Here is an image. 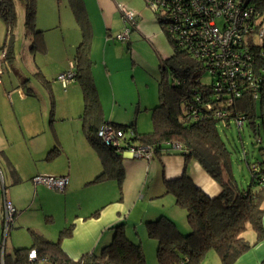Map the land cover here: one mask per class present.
<instances>
[{
  "label": "trees",
  "instance_id": "16d2710c",
  "mask_svg": "<svg viewBox=\"0 0 264 264\" xmlns=\"http://www.w3.org/2000/svg\"><path fill=\"white\" fill-rule=\"evenodd\" d=\"M22 1L27 31L34 36H41L35 24L36 0ZM68 4L81 35L71 63L74 79L83 97L80 114L82 131L101 159V171L94 180L114 178L121 184L124 179L120 151L114 146L105 145L97 135L98 129L105 123L123 131L131 130L132 135L124 139L125 146H148L152 149V158L166 154L182 156L184 164L181 174L173 178L163 177V184L164 192L171 193L175 204L185 210L189 228L181 230L174 220L163 213L145 220L148 237L156 241L157 263L199 264L205 253L213 249L221 264H234L252 246L242 236L247 224L255 231L257 241L264 238V180H261L264 175V159L260 163L248 165L250 181L245 187L239 185L230 169V151L218 127L226 128L231 123L236 126L235 121L242 119V125L236 127L242 129L247 125L252 129L253 136L257 135L259 125L255 119L259 117L264 125V82L256 89L257 98L252 97L253 87L247 86L241 96L233 97L228 103L227 95H217L214 85L217 80L207 71L205 62L194 57L187 47L195 45L196 38L190 30L201 24L202 20L195 16L192 21L170 18L167 22V15L154 9L174 51L161 60L158 100L149 109L152 127L146 132H138L134 121L129 124L106 121L91 73V29L85 5L83 0H68ZM163 7V10L168 8L167 5ZM0 18L8 35H11L16 24L14 0H0ZM167 24L173 25L172 31L168 30L167 26L170 25ZM10 46L11 43L7 45L8 58L11 54ZM31 48L39 50L40 47L33 45ZM253 49L255 47L251 46L255 53ZM258 62L264 65V55ZM202 70L210 74V83L201 82L197 78L198 72ZM259 98L263 110L260 116L256 111V100ZM57 150L53 146L48 157H53ZM191 160L196 161L219 186L217 195L207 194L187 174V164ZM69 230V227L63 228L60 237L68 236ZM113 231L109 244L96 252L83 254L76 261L68 258L61 249L60 238L49 240L32 232L30 245L16 247L12 252H8L0 240V264H146L141 244L126 236L125 223L116 224ZM31 249L36 250L37 257L29 261L28 253ZM259 264H264V259Z\"/></svg>",
  "mask_w": 264,
  "mask_h": 264
},
{
  "label": "rangeland",
  "instance_id": "374dc122",
  "mask_svg": "<svg viewBox=\"0 0 264 264\" xmlns=\"http://www.w3.org/2000/svg\"><path fill=\"white\" fill-rule=\"evenodd\" d=\"M14 4L16 10V24L11 35H8V30L0 18V52L3 46L7 47L10 43V48L12 46L20 48L23 47L22 45L24 44V33L27 32V28L25 27L24 2L22 0H14ZM84 4L91 29L90 60L92 61L91 68L96 73V79L94 76L93 79L101 107L103 106L105 110L106 120L108 119L122 124H129L135 121L139 132L150 130L152 125L150 110L148 108L153 107L158 100V78L160 77L159 67L161 60L172 55L174 51L172 43L166 36L163 24L158 20L157 15L145 0H84ZM118 4L132 11L137 23L136 29L129 32V39L125 41L116 38V35L122 32L127 26V22L123 20L118 10ZM36 16L37 5L35 20ZM53 19V25H47L48 27L46 28H41L36 25V29L41 31V36L36 34L34 36V34L31 33L33 38L31 39L30 47H33V45L36 47L43 45L46 49V53L45 51H37L36 53L35 59L38 69H34V73L32 74L28 73L26 54H22L20 57L16 56V59H14L15 62L11 64L12 68L15 67V69H18L19 67V71H22L26 76L25 78L30 79L28 81V88L39 98L41 96L43 97V95L48 97V94L52 91L48 83H52L53 78H55L58 73L55 72V68L59 65H64V63L68 65V61L72 60L74 47L79 43L81 38L80 29L69 7L68 0H56ZM106 32L110 34L107 36L109 39L108 41L105 40ZM9 40L12 42H9ZM104 60L108 66L107 68L110 75L106 73ZM16 62L19 66L16 65ZM50 63L51 65H49ZM37 70H41L42 73L37 72ZM4 74L8 75L12 80L14 79L11 70L8 72L5 71ZM197 78L204 83H210L212 81L210 74L204 70L198 72ZM2 79L4 78L2 77ZM0 85L2 84L0 83ZM1 87L2 86H0V124L4 122L6 129H8L9 121H13V113L10 106L8 108L6 105H3L4 102L1 97L3 92ZM55 90L59 91L60 94L64 93L61 87L56 84ZM32 101H23L21 103L22 108L23 110H27L26 112L29 113L32 121H41L40 115L37 112L39 108H36L35 104V101H37L36 97ZM77 104L80 109V106H82L80 100L74 104V106ZM58 106L60 111H65V106L63 104L58 103ZM256 111L259 116L263 111L260 106V98L256 100ZM4 114H8L6 118ZM48 121L49 117L47 118V123ZM255 122L259 125V131L258 134H254V136L252 129L247 125H244L242 129L237 128L234 123H231L226 128L218 127L225 146L230 151V169L233 177L239 185L244 187L250 181V169L248 165L254 162L260 163L264 159V125L261 123L262 121L259 117L255 119ZM59 123H63L60 125H67L65 124L67 122ZM2 131L3 128L0 125V134H2ZM51 134L50 131H45L40 133L39 136L45 137L49 135L51 137ZM14 148L17 150V146ZM17 153H19L18 150ZM14 155L15 154H13V157ZM15 160L17 159L15 158ZM148 164L152 165L148 168L149 174L145 180V184L150 186L148 194H156L155 192L164 193L162 172L157 157L149 160ZM153 164L155 166H153ZM134 168L136 167L131 168V170L126 173L127 178L122 189L116 180L118 198L123 197L126 187V197L128 198L129 208L132 205L134 194L136 197L137 187L135 184L141 181L142 178L140 177L144 175L146 170V168H141L138 173H136ZM208 177L211 178L209 175ZM147 186L139 192L140 195H143V200L148 201V204L145 205L151 206L149 209L153 208L152 205L158 206L159 208L164 207L167 213L174 218L176 224L189 228L186 221L185 210L174 203V196L171 193H162L160 197L148 200L149 195L146 193ZM9 188L10 186L7 185L5 194L8 198L13 197L12 192L14 191H10ZM19 189L20 188H16L15 191H19ZM20 191L22 193L24 192L23 190ZM2 195L3 192L0 187V209ZM32 201V199L28 200V204L30 205L27 207L28 210L23 211L22 223L17 220L20 209L16 211L17 214L14 216V221L8 231L9 234L5 241L7 246H9L14 234L16 236L15 241L16 243L18 242L17 244L30 245L31 234L28 227H26L28 224L34 231L35 228L40 230L42 227L47 226L48 223L45 221V214L42 212L39 202L34 201L31 204ZM161 204L163 206H161ZM143 208L145 209L143 205L139 204L134 209L130 208V210H133L131 212L133 218L136 220L135 228L143 240V246H141L145 255V260H147L146 264H158L154 245L156 241L147 236L145 223L140 222L142 211H144ZM154 217V214L150 217L148 216V218ZM242 236L252 246L238 258L236 264H259V257L253 263V261L249 259V255L255 254L258 251H263L264 238L257 241L256 233L250 224L246 225ZM1 237L2 228L0 223V238ZM6 250H8L7 247ZM263 255L264 251L262 253V256ZM199 264H221V261L215 250L210 249L199 261Z\"/></svg>",
  "mask_w": 264,
  "mask_h": 264
},
{
  "label": "crops",
  "instance_id": "0c3cea01",
  "mask_svg": "<svg viewBox=\"0 0 264 264\" xmlns=\"http://www.w3.org/2000/svg\"><path fill=\"white\" fill-rule=\"evenodd\" d=\"M36 5L37 16L35 24L41 28L53 25L56 0H36ZM108 35L110 34L106 32V41L109 40L107 38ZM32 38L31 32L27 31L24 33V44H21L23 47L16 48L12 46L9 58L7 57V47L3 46L0 52V83L2 84L0 86H2L3 92L1 97L3 98V105H6L8 108L10 106L13 113V121H9L8 129H6L4 122L0 124L3 128L2 134H0V171L2 174L0 187L3 192L2 204L4 198H6L12 203L16 211L20 209L17 220L22 223L23 211L28 210L27 207L30 205L28 204V200H33L31 204L34 201L39 202L40 208L45 214V221L48 224L40 230L35 228V231L31 229L32 227L28 226L29 224L26 225L30 230V234L35 232L49 240L60 238L61 249L68 258L74 261L78 260L85 253L96 252L101 247L109 244L114 233L113 227L120 222L125 223L126 236L133 242H139L143 246L142 237L137 233L135 228L136 220L133 218L131 212L133 210H130V208L134 209L139 204L145 207L140 217L141 223H145L146 219H150L148 216L150 217L152 214L157 216L161 213L174 220L164 207L159 208L152 205L153 208L149 209L151 206L145 205L148 204V201H144L143 195L139 194L147 186L145 180L149 174L148 168L152 165H149V161L143 159H131L123 155L121 156L125 171L124 179L119 184L121 189L124 187V182H126V173L131 168L136 167L134 168L136 173H138L139 169L146 168L144 175L140 177L142 178L141 181L135 184L137 187L136 197L134 194L130 208L128 206V198L126 197V187L123 197L118 198L116 179L94 180L101 171V159L96 149L86 140L82 131L80 114L83 107V97L81 88L75 79L68 83L65 88L57 80L58 74L70 67V64H72L71 60L68 61V65L64 63V65H59L55 68V72L58 73L53 78L52 83H48L52 91L48 94V97L43 95L40 98L28 88V81L30 79L25 78L26 76L22 71H19V67L15 69V67L12 68L11 66L15 62L16 56L20 57L22 54H26L28 73L32 74L34 73V69H38L36 67V53L37 51H45L46 53V49L40 46L39 50H33L30 47ZM104 63L106 73L110 75L105 60ZM16 65L19 66L17 62ZM10 70L14 75L13 80L4 74L5 71L8 72ZM91 70V73L93 72L92 76L96 79V73L92 68ZM37 72L42 73L41 70H37ZM55 84L61 87L64 92L63 94L55 90ZM35 97L37 99L35 104L36 108H39L37 112L40 115L41 121H32L31 116L26 112L27 110H23L21 105L23 101H32ZM79 100L82 105L80 109L78 104L74 106ZM58 103L65 106V111H60ZM102 111L103 117L106 120L103 106ZM7 115L4 114L5 118ZM48 117L49 121L47 123ZM106 121L114 122L108 119ZM59 122H67L65 123L67 125H60L63 123ZM134 123L135 129L138 131L136 122L134 121ZM45 131H50L52 133L51 137L49 135L45 137L39 136L40 133ZM16 146L19 153L14 148ZM53 146H56L58 150L53 157L49 158L48 152ZM13 154H15L14 157ZM157 159L162 172V180L163 177L173 178L181 174L184 164L182 156L166 154ZM153 166L155 165L153 164ZM187 174L207 194L214 196L219 193V186L208 177L197 162H188ZM34 175H64L67 176L68 183L63 191H56L42 184H34L31 180ZM7 185L10 186V191L14 190L12 192L13 197L8 198L5 194ZM16 188H20L19 191H15ZM146 189V193L149 195L148 200L158 198L163 193L155 192L156 194H148L149 185ZM20 190L24 192L22 193ZM2 204L0 209L1 228L3 220ZM161 206L163 205L161 204ZM262 223L264 227V216ZM65 227L70 228V234L60 237V231ZM179 228L184 231L188 229L182 226H179ZM8 234L6 235V239ZM15 239L16 236L14 234L9 246L5 244V249L7 247L8 252H12L16 247L26 246L17 244L18 242L16 243ZM30 239L32 240V235ZM154 245L156 250V244ZM263 251L249 255V259L254 263L259 257V262H261L264 259V255L262 256ZM236 261L234 264H236Z\"/></svg>",
  "mask_w": 264,
  "mask_h": 264
},
{
  "label": "built area",
  "instance_id": "2783aa9c",
  "mask_svg": "<svg viewBox=\"0 0 264 264\" xmlns=\"http://www.w3.org/2000/svg\"><path fill=\"white\" fill-rule=\"evenodd\" d=\"M154 9H159L162 15L174 20L192 21L198 16L202 21L190 33L196 38L195 45H189L188 50L196 58L202 59L206 69L215 78L217 95H227L228 103L233 97L241 96L246 87H253V99L258 97L257 87L264 82V65L258 59L264 55V0H145ZM167 9L163 10V6ZM123 20L127 26L116 38L125 41L129 39V32L136 29L137 23L134 13L118 4ZM166 22V23H167ZM168 30H173L172 24H167ZM252 48L255 51L251 50ZM260 56V57H259ZM257 58V59H256ZM74 79L72 64L58 74L59 80L65 88ZM209 107V105H207ZM240 127L243 120H236ZM98 137L105 145L116 147L121 155L133 159H152L153 152L148 146L137 144L125 146L124 139L132 135L131 130L123 131L107 123L101 125L97 131ZM125 146V147H124ZM255 170V166L252 165ZM0 171V180L2 176ZM34 184H42L47 188L63 191L68 183L67 176L34 175ZM261 180H264L262 175ZM2 244L15 216V208L6 198L2 204ZM37 252L31 249L28 260L36 259Z\"/></svg>",
  "mask_w": 264,
  "mask_h": 264
},
{
  "label": "clouds",
  "instance_id": "9594fccd",
  "mask_svg": "<svg viewBox=\"0 0 264 264\" xmlns=\"http://www.w3.org/2000/svg\"><path fill=\"white\" fill-rule=\"evenodd\" d=\"M6 239V238H5ZM3 240V236H2V239H1V241ZM3 245V244H2ZM3 247L5 248V242H4V245H3Z\"/></svg>",
  "mask_w": 264,
  "mask_h": 264
}]
</instances>
